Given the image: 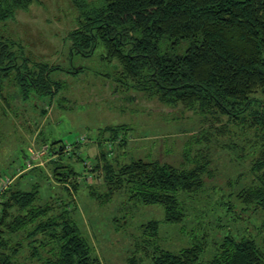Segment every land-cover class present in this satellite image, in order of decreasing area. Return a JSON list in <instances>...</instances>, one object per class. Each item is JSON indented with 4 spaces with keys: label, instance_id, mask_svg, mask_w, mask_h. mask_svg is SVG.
Returning a JSON list of instances; mask_svg holds the SVG:
<instances>
[{
    "label": "trees",
    "instance_id": "obj_1",
    "mask_svg": "<svg viewBox=\"0 0 264 264\" xmlns=\"http://www.w3.org/2000/svg\"><path fill=\"white\" fill-rule=\"evenodd\" d=\"M70 1L78 12L76 27L67 34L70 56L92 57L100 48L103 61H116L121 67V84L153 93L166 105L180 103L204 113L227 115L259 133L263 143L252 164V184L241 188L237 196L254 213L264 212V101L256 97L264 95V0ZM32 3L0 0V23ZM13 45L0 34V80L8 77L19 58ZM17 66V86L24 100L31 92L46 97L61 88V83L50 79L59 68L38 63L30 70L24 58ZM82 71L83 67H77L75 74ZM129 130L125 124L104 127L98 142L118 141L119 147L126 146ZM98 144L96 160L103 161L107 191L97 198L107 203L114 192L125 189L131 202L164 208L162 221L146 225L148 244L156 241L157 245L161 224L185 220L186 200L203 190L206 174L212 175L209 157L202 153L191 168L138 158L115 170L110 152ZM64 174L67 180L77 173L69 168ZM73 188L77 190L74 184ZM38 199L36 184L30 190L12 185L1 195L0 264H20L17 256L25 240H29V259L37 264H101L70 210L49 215L51 205L37 206ZM14 207L20 214L12 217ZM228 225L232 226L224 224L216 237L200 221L196 240L177 251L155 246L152 264H264V220L255 227L257 234L248 232L247 226L236 231ZM21 231L26 232L25 240L12 242V235Z\"/></svg>",
    "mask_w": 264,
    "mask_h": 264
},
{
    "label": "rangeland",
    "instance_id": "obj_2",
    "mask_svg": "<svg viewBox=\"0 0 264 264\" xmlns=\"http://www.w3.org/2000/svg\"><path fill=\"white\" fill-rule=\"evenodd\" d=\"M77 14L70 0H33L27 10L0 23V34L12 41L19 55L8 77L0 80V181L8 178L7 189L14 185L30 190L38 185L36 205H51L49 215L69 209L101 264H152L155 246L177 251L196 240L200 221L216 237L227 223L236 231L247 226L248 232L257 234L255 227L264 220V212L254 213L237 195L252 184V164L263 143L259 133L227 115L180 103L166 105L153 93L121 84V67L116 61H103L100 48L92 57L70 56L67 34L76 27ZM23 58L30 70L38 63L59 68L50 75L62 84L58 93L44 97L31 92L24 100L16 80ZM77 67H83L79 74ZM256 97L264 101L262 93ZM124 124L130 128L126 146L98 142L100 129ZM98 143L110 152L115 170L138 158L191 168L202 153L209 157L212 175L206 174L203 190L186 200L185 220L161 224L157 245L148 244L146 225L162 221L164 208L131 202L125 189L114 192L107 203L97 198L107 191L103 161L96 160ZM69 168L77 174L65 180ZM17 209H10L12 217L20 214ZM25 235L21 231L11 240L23 241ZM27 241L17 262L37 264L29 259Z\"/></svg>",
    "mask_w": 264,
    "mask_h": 264
},
{
    "label": "built area",
    "instance_id": "obj_3",
    "mask_svg": "<svg viewBox=\"0 0 264 264\" xmlns=\"http://www.w3.org/2000/svg\"><path fill=\"white\" fill-rule=\"evenodd\" d=\"M8 185H10L8 178L2 179L0 181V195L7 189Z\"/></svg>",
    "mask_w": 264,
    "mask_h": 264
}]
</instances>
